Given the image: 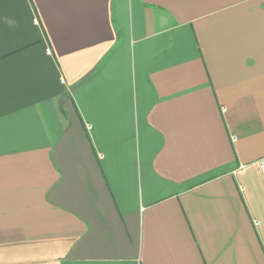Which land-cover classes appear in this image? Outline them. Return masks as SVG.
I'll return each instance as SVG.
<instances>
[{"label":"crops","instance_id":"0c3cea01","mask_svg":"<svg viewBox=\"0 0 264 264\" xmlns=\"http://www.w3.org/2000/svg\"><path fill=\"white\" fill-rule=\"evenodd\" d=\"M264 0H0V264H264Z\"/></svg>","mask_w":264,"mask_h":264},{"label":"built area","instance_id":"2783aa9c","mask_svg":"<svg viewBox=\"0 0 264 264\" xmlns=\"http://www.w3.org/2000/svg\"><path fill=\"white\" fill-rule=\"evenodd\" d=\"M261 166L264 168V158L261 160Z\"/></svg>","mask_w":264,"mask_h":264}]
</instances>
